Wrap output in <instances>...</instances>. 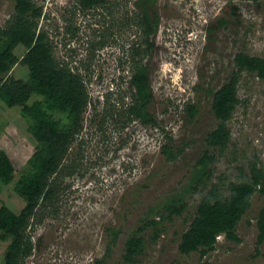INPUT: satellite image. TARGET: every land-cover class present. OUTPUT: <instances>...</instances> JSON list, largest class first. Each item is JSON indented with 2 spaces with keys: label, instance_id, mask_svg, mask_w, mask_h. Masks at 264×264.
I'll return each instance as SVG.
<instances>
[{
  "label": "rangeland",
  "instance_id": "374dc122",
  "mask_svg": "<svg viewBox=\"0 0 264 264\" xmlns=\"http://www.w3.org/2000/svg\"><path fill=\"white\" fill-rule=\"evenodd\" d=\"M32 1L41 9L35 34L44 32L53 60L79 75L89 103L80 116V131L54 174L55 200L41 203L26 228L32 251L21 264H264V240L256 242V221L264 208L259 188L264 190V183L236 225L238 242L220 234L205 255L178 250L201 191L218 182L226 193V185L237 182L239 167L249 176L254 159L264 177V79L239 73V103L224 122L229 140L217 149L205 141L220 123L212 109L213 95L236 70L235 54L264 59V0H116L110 4L111 14L105 9L79 12L76 0ZM14 5V0H0V29L13 18ZM143 14L156 21L147 49L133 22ZM137 44L143 50L138 64L131 57ZM26 50L18 44L13 53L21 58ZM10 71L17 80L28 78L25 65L18 63ZM141 76L153 120L146 124L129 113L136 97L133 78ZM35 99L31 95L29 103ZM189 105L196 110L193 117ZM19 108L0 100V150L15 169L10 183H0V206L15 213L25 200L14 183L29 170L28 160L38 146L27 132L31 121ZM51 115L66 122L60 111ZM208 148L212 176L183 197L180 214L160 220L159 212H167L159 204L183 190ZM171 152L174 158H168ZM150 208L155 210L151 216L146 213ZM149 218L158 221L155 238L144 225ZM134 234L141 248L127 259V240ZM8 243L0 239V264Z\"/></svg>",
  "mask_w": 264,
  "mask_h": 264
},
{
  "label": "trees",
  "instance_id": "16d2710c",
  "mask_svg": "<svg viewBox=\"0 0 264 264\" xmlns=\"http://www.w3.org/2000/svg\"><path fill=\"white\" fill-rule=\"evenodd\" d=\"M14 1L13 18L9 19L5 28L0 29V100L8 107H20V115L31 121L27 126V132L32 135L38 146L28 160L29 170L22 173L13 186L15 192L25 200L22 210L15 213L5 205L0 206V239L9 240L3 264H21V261L31 253L32 244L29 235L25 232L26 228L41 203L50 205L55 200L57 185L53 180L54 174L60 170L70 143L80 131V116L86 104L89 103L88 91L87 89L85 91L84 86L80 84L79 75L68 68L60 67L53 60L51 44L47 42L44 32L35 34L37 25L35 18L40 16L41 9L36 7L32 0ZM115 1L76 0L75 9L82 13H93L95 10L105 9L108 14H111L110 4L116 5ZM26 16L29 20L24 18ZM147 18L148 16L143 14L141 21L133 20L136 22L134 25L141 29L145 49L149 48L150 39L156 29V21L147 20ZM18 44L27 48L21 58L13 53V49ZM141 45L133 46L131 53L132 61L137 64L140 63V57L143 54ZM18 63L25 65L28 70V78L25 82L10 75V70ZM234 63L236 70L213 95L212 109L220 123L207 135L205 140L212 148L225 146L229 140V132L224 122L232 118L233 111L239 103L236 94L239 73L247 71L264 79L263 58L237 52L234 56ZM133 81L136 83V97L134 104L129 107V113L138 117L142 123H150L153 120L146 109L149 99L143 95L146 89L143 86V77H134ZM33 94L37 96V99L29 103ZM187 108L188 114L193 117L196 113L193 105ZM53 111L64 113L67 118L66 122L61 123L55 120L51 115ZM163 147L166 153L170 151H167L168 146ZM209 150L208 148L203 151L196 160L183 190L176 195L169 196L163 204H159L160 209L167 212L166 215L159 212L160 220L170 219L172 215L180 214L184 207L183 197L189 191L203 186L210 179L213 174V156L208 153ZM168 155V158H174L176 153L171 152ZM249 169L247 177L244 175L243 168L239 167L238 180L226 185V193L222 191L218 182L212 183L208 189L201 191L196 214L190 226L181 235L178 244L180 253L189 254L199 251L200 256L205 255L215 247L220 234H223L227 241H239L236 235V225L249 207L250 197L258 190L257 187L264 183L263 174L257 168L255 159L249 163ZM14 171L7 154L0 150V183H10ZM68 172L72 173L73 168ZM218 179L223 180L220 176ZM259 190L264 193L263 188ZM154 212L155 210L150 208L146 213L151 216ZM39 220L41 218L37 219ZM144 225L152 228L153 234L151 235L155 238L158 234V228H156L158 221L149 218L145 220ZM256 228V242L260 243L264 240V208L259 212ZM116 235V232L112 234V240ZM140 240V237L136 238L135 234L127 240V259L140 250Z\"/></svg>",
  "mask_w": 264,
  "mask_h": 264
}]
</instances>
